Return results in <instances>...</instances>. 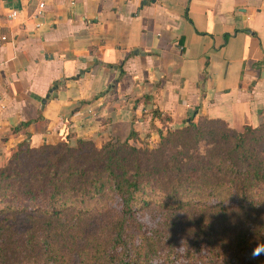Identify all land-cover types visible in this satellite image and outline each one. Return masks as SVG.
Listing matches in <instances>:
<instances>
[{"label": "crops", "instance_id": "crops-1", "mask_svg": "<svg viewBox=\"0 0 264 264\" xmlns=\"http://www.w3.org/2000/svg\"><path fill=\"white\" fill-rule=\"evenodd\" d=\"M35 9L0 0V167L24 146L263 121L264 0H45L27 21Z\"/></svg>", "mask_w": 264, "mask_h": 264}, {"label": "trees", "instance_id": "trees-1", "mask_svg": "<svg viewBox=\"0 0 264 264\" xmlns=\"http://www.w3.org/2000/svg\"><path fill=\"white\" fill-rule=\"evenodd\" d=\"M261 125L200 117L153 149L19 148L0 167V264H264L251 257L264 244ZM34 153L44 162L24 169Z\"/></svg>", "mask_w": 264, "mask_h": 264}, {"label": "rangeland", "instance_id": "rangeland-1", "mask_svg": "<svg viewBox=\"0 0 264 264\" xmlns=\"http://www.w3.org/2000/svg\"><path fill=\"white\" fill-rule=\"evenodd\" d=\"M261 124L262 125H264V118H263V121L261 122ZM261 125V126H262ZM242 132V131H241ZM163 135H165V133L163 134ZM250 139H251V136L249 137ZM159 140V139H158ZM216 140H212L210 137H207V139H206V141L205 142H203L202 144H200V146L198 147V150L200 151V152H202L203 151V148H205L206 146H209V144H213L214 142H215ZM158 142H156V143H146V146L148 147V149H153L155 146H156V144H157ZM261 143H263L264 144V141L263 142H260V143H256V142H254V144L252 143V145H253V148H254V151L255 152H259V151H261V150H264V146H261ZM142 146V145H141ZM141 146H139L138 148H143V147H141ZM90 148L88 147V146H83V148H82V150H83V152L84 153H86V152H88V150H89ZM55 151V150H54ZM53 151V152H54ZM42 158H43V156H38L36 153H34V154H32L31 155V159H29V160H27L25 163V166H24V169H26V170H29V169H27V168H31L32 166L31 165H35V166H37V165H41L44 161L42 160ZM22 160V159H21ZM24 161V160H23ZM31 166V167H30ZM17 222V225H22V223H21V221H16ZM17 225H15V226H17Z\"/></svg>", "mask_w": 264, "mask_h": 264}, {"label": "built area", "instance_id": "built-area-1", "mask_svg": "<svg viewBox=\"0 0 264 264\" xmlns=\"http://www.w3.org/2000/svg\"><path fill=\"white\" fill-rule=\"evenodd\" d=\"M44 4H45V0H36V9L32 13V15L28 17L27 21H30L31 17L39 16L41 14L42 8L44 7ZM15 15H16V12L12 11L11 16H15ZM35 25L38 26L37 23H35Z\"/></svg>", "mask_w": 264, "mask_h": 264}, {"label": "clouds", "instance_id": "clouds-1", "mask_svg": "<svg viewBox=\"0 0 264 264\" xmlns=\"http://www.w3.org/2000/svg\"><path fill=\"white\" fill-rule=\"evenodd\" d=\"M261 255H264V244L262 243H258L251 251V257L253 259L261 256Z\"/></svg>", "mask_w": 264, "mask_h": 264}, {"label": "water", "instance_id": "water-1", "mask_svg": "<svg viewBox=\"0 0 264 264\" xmlns=\"http://www.w3.org/2000/svg\"><path fill=\"white\" fill-rule=\"evenodd\" d=\"M46 98V97H45ZM45 98L41 101V103L43 104L44 103V101H45Z\"/></svg>", "mask_w": 264, "mask_h": 264}]
</instances>
